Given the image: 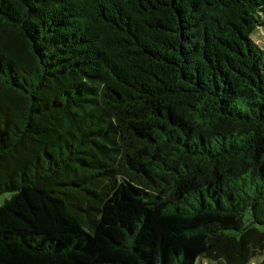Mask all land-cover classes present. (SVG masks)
I'll return each instance as SVG.
<instances>
[{
	"label": "trees",
	"instance_id": "1",
	"mask_svg": "<svg viewBox=\"0 0 264 264\" xmlns=\"http://www.w3.org/2000/svg\"><path fill=\"white\" fill-rule=\"evenodd\" d=\"M259 27L264 0H0V264L260 254Z\"/></svg>",
	"mask_w": 264,
	"mask_h": 264
},
{
	"label": "rangeland",
	"instance_id": "2",
	"mask_svg": "<svg viewBox=\"0 0 264 264\" xmlns=\"http://www.w3.org/2000/svg\"><path fill=\"white\" fill-rule=\"evenodd\" d=\"M251 38L255 43L259 45L261 49L264 50V29L260 27L256 29V31L252 33ZM12 197H13V193L10 191L1 194L0 195V206L4 204V202L8 198L10 199ZM250 221H251L250 213L249 211H247L245 215V223H249ZM256 226L259 229L264 230V224H256ZM263 259H264V250H262V252L258 254L257 256L251 258L248 264H259V262L262 261ZM195 264H223V263L219 261H209L208 259H205V258H198Z\"/></svg>",
	"mask_w": 264,
	"mask_h": 264
}]
</instances>
